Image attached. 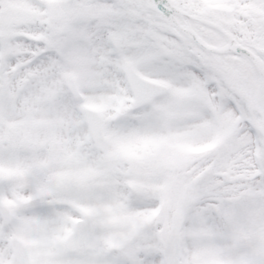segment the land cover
<instances>
[{
    "label": "snow or ice",
    "instance_id": "snow-or-ice-1",
    "mask_svg": "<svg viewBox=\"0 0 264 264\" xmlns=\"http://www.w3.org/2000/svg\"><path fill=\"white\" fill-rule=\"evenodd\" d=\"M0 264H264V0H0Z\"/></svg>",
    "mask_w": 264,
    "mask_h": 264
}]
</instances>
